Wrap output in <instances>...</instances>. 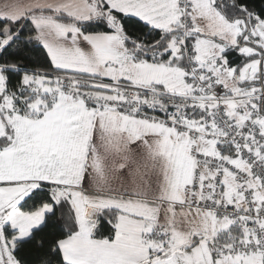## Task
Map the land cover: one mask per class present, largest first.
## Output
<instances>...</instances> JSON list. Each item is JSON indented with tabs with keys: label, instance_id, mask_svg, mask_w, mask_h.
Returning <instances> with one entry per match:
<instances>
[{
	"label": "snow or ice",
	"instance_id": "obj_1",
	"mask_svg": "<svg viewBox=\"0 0 264 264\" xmlns=\"http://www.w3.org/2000/svg\"><path fill=\"white\" fill-rule=\"evenodd\" d=\"M0 264H264V0H0Z\"/></svg>",
	"mask_w": 264,
	"mask_h": 264
}]
</instances>
